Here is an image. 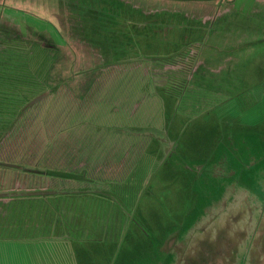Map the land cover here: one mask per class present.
Instances as JSON below:
<instances>
[{"label":"rangeland","instance_id":"obj_1","mask_svg":"<svg viewBox=\"0 0 264 264\" xmlns=\"http://www.w3.org/2000/svg\"><path fill=\"white\" fill-rule=\"evenodd\" d=\"M3 1L0 15L30 22L65 43L56 0ZM169 1L174 0L163 5H174ZM189 1L196 0L178 2ZM213 1L224 16L206 28L183 26L185 32H174L185 38L184 46L164 40L149 55L158 52L161 58L105 69L47 155L29 164L3 163L14 157L8 154L35 153L38 139L19 135L2 142L0 164L11 170H0V264H16L15 250L21 247L36 250L24 253L22 264H32V254L34 264H57L37 253L66 237L65 264H172L170 240L182 242L213 208L220 218L228 207L219 211V203L229 197V206L240 194L259 209L260 220L264 46L234 48L228 32L247 30L253 19L248 16L263 0ZM155 10L162 9L146 12ZM257 13L263 25L264 12ZM192 38L200 40L197 48L190 45ZM236 56L230 69L228 58ZM101 119L136 135L138 143L129 154L118 157L116 151L91 168L96 158L82 144L101 140L89 126ZM109 151L105 145L104 153Z\"/></svg>","mask_w":264,"mask_h":264},{"label":"trees","instance_id":"obj_2","mask_svg":"<svg viewBox=\"0 0 264 264\" xmlns=\"http://www.w3.org/2000/svg\"><path fill=\"white\" fill-rule=\"evenodd\" d=\"M153 1L157 3L153 5ZM165 1L129 0L131 5L128 6L125 0H56L63 45L30 22L0 15V147L2 142L19 135L38 139L36 154L20 153V156L15 152V155L8 154L14 156L9 157L12 160L1 162L11 164L21 160L29 164V160L39 159L37 155L46 154L51 142L67 129L78 106L87 99L105 69L127 61L161 58L158 52L149 56L160 42L170 39L179 46L186 44L180 43L185 38L172 36L174 32H185L183 26L206 28L210 22L215 23L224 16L223 8L213 0L169 1L174 3L172 6L163 5ZM257 3L259 10L255 8ZM257 3L255 12L248 16L253 18L248 21L253 27L228 32L234 48L252 44L264 46V14L261 25L257 13L264 12V0ZM195 5L197 8L193 7ZM151 8L162 10L146 12ZM192 39L190 45L197 48L200 40ZM186 41L189 42L188 37ZM239 58H228L230 69ZM103 121L89 125L93 135L101 134V140H86L82 144L87 152L92 149L91 156L96 158L91 168L100 167V159L112 157L116 151L118 157L129 154L138 143L137 137H133L136 135L121 132L123 127ZM85 122L87 120L84 125ZM129 138H133L132 143L126 141ZM21 144L24 146L23 141ZM108 144L107 155L104 146ZM91 156L88 154L87 158L92 159ZM4 165L0 164V170H11ZM7 190L12 191L11 186Z\"/></svg>","mask_w":264,"mask_h":264},{"label":"bare ground","instance_id":"obj_3","mask_svg":"<svg viewBox=\"0 0 264 264\" xmlns=\"http://www.w3.org/2000/svg\"><path fill=\"white\" fill-rule=\"evenodd\" d=\"M228 206L227 212L220 218L213 219V210L196 225V229H202L203 234L190 232L188 244L175 245L173 240L168 243L169 248L177 253L176 264H239L240 256L246 254L245 264H264V214L260 221L256 216L260 213L256 206L246 201V196ZM227 198L223 200L218 210L226 205ZM250 236H253L251 238ZM212 242L215 251L209 258L203 248L206 242ZM198 260H201L198 262ZM204 261V262H202Z\"/></svg>","mask_w":264,"mask_h":264},{"label":"crops","instance_id":"obj_4","mask_svg":"<svg viewBox=\"0 0 264 264\" xmlns=\"http://www.w3.org/2000/svg\"><path fill=\"white\" fill-rule=\"evenodd\" d=\"M247 28H251V26L249 25V26H247ZM256 62H258V60L256 61ZM17 196H25V194H23V193H20V194H16ZM228 198L229 197H227V202H228ZM236 201V200H235ZM234 201V202H235ZM227 202H226V205H224V207L226 206V207H228L227 206ZM221 204L219 203V206H220ZM260 206V205H259ZM214 209V208H213ZM213 209H211V210H213ZM228 210V209H227ZM227 210H226V212H227ZM259 215V214H258ZM257 217V216H256ZM262 218V217H261ZM260 218V219H261ZM213 219H218V217L217 218H215V215H214V213H213ZM256 220H257V218H256ZM260 221V220H259ZM258 221V222H259ZM193 232L194 234H203V231H202V229H196V227H194L193 229H191L186 235H185V238H184V240L182 241V242H179V243H176V242H174V244L175 245H178V244H185V245H187L188 244V238H189V236H190V232ZM251 238H253V236H250ZM67 238V237H66ZM66 238H56V243L54 244V246L53 247H49V249L47 250V251H43V252H38L37 253V255H35V256H37V257H39V259H43V257L45 256V257H52L53 259H55L56 261H57V264H65V260L68 258V255H67V253L65 252V246H66ZM58 241V242H57ZM181 241V240H180ZM212 244V242H209V241H207L206 242V244H205V247L203 248V250L205 251V252H207V253H205L206 255H208L209 256V258L211 257V256H213L214 254H216L214 257L215 258H218V253H213V254H211L210 252L208 253V250L209 251H211V250H213V251H215V246H214V248H213V246L211 245ZM16 249V248H15ZM30 249L32 250V252H36V250H35V248H33V247H28V250L30 251ZM27 249H25V248H23V247H21V248H17L16 250H15V252L17 253V257H16V264H22V262H23V257H24V253H26L27 254V251H28ZM170 250H171V253H172V257H174L175 258V262L174 263H172V264H176L177 263V253H176V251H174V249H173V247L172 248H170ZM169 250V251H170ZM29 251H28V255H29ZM48 251H50V253H46V252H48ZM19 252V253H18ZM15 253V254H16ZM27 255V256H28ZM32 256H33V258H32V264H34L33 263V259L35 258L34 257V255L32 254ZM246 254L244 253L243 255H241L240 256V262H239V264H245V262H246ZM49 261H50V259H49ZM199 261H201V260H198V262ZM202 262H204V261H202ZM36 264V263H35ZM51 264H53V263H51Z\"/></svg>","mask_w":264,"mask_h":264},{"label":"water","instance_id":"obj_5","mask_svg":"<svg viewBox=\"0 0 264 264\" xmlns=\"http://www.w3.org/2000/svg\"><path fill=\"white\" fill-rule=\"evenodd\" d=\"M11 195H13V194H11Z\"/></svg>","mask_w":264,"mask_h":264}]
</instances>
